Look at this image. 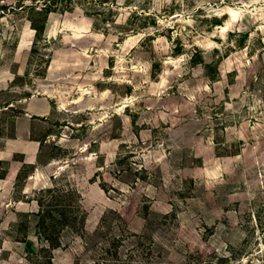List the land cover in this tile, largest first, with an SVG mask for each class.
<instances>
[{"label": "rangeland", "instance_id": "374dc122", "mask_svg": "<svg viewBox=\"0 0 264 264\" xmlns=\"http://www.w3.org/2000/svg\"><path fill=\"white\" fill-rule=\"evenodd\" d=\"M39 1L0 0V264H264V0Z\"/></svg>", "mask_w": 264, "mask_h": 264}, {"label": "trees", "instance_id": "16d2710c", "mask_svg": "<svg viewBox=\"0 0 264 264\" xmlns=\"http://www.w3.org/2000/svg\"><path fill=\"white\" fill-rule=\"evenodd\" d=\"M33 2L37 1V0H32ZM42 0H40L39 2H41ZM53 0H43V4L44 6L42 7L44 10H48V11H53V8H57V6L55 7H52L50 6V3H52ZM213 3H222V2H225V3H230V2H233V1H239V0H211ZM34 28L37 29V31H40V28L37 26V25H34ZM45 29V27H44ZM30 97V96H28ZM27 97V98H28ZM15 102L14 100L8 102L6 105L4 106H1L0 109L1 110H8V109H13V106L15 105ZM6 108V109H5ZM14 117L18 116V115H12ZM14 136H11V137H8V138H13Z\"/></svg>", "mask_w": 264, "mask_h": 264}, {"label": "crops", "instance_id": "0c3cea01", "mask_svg": "<svg viewBox=\"0 0 264 264\" xmlns=\"http://www.w3.org/2000/svg\"><path fill=\"white\" fill-rule=\"evenodd\" d=\"M28 100H29V99H28ZM10 142H11V141H10V140H8V141L6 142V146H7V145H9V144H10Z\"/></svg>", "mask_w": 264, "mask_h": 264}, {"label": "water", "instance_id": "95a60500", "mask_svg": "<svg viewBox=\"0 0 264 264\" xmlns=\"http://www.w3.org/2000/svg\"><path fill=\"white\" fill-rule=\"evenodd\" d=\"M230 7V6H229Z\"/></svg>", "mask_w": 264, "mask_h": 264}]
</instances>
